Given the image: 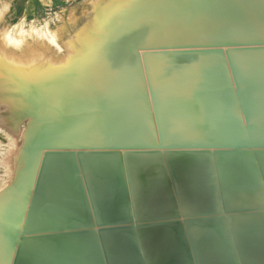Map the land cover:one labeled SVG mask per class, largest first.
Here are the masks:
<instances>
[{
  "label": "bare ground",
  "instance_id": "6f19581e",
  "mask_svg": "<svg viewBox=\"0 0 264 264\" xmlns=\"http://www.w3.org/2000/svg\"><path fill=\"white\" fill-rule=\"evenodd\" d=\"M104 5L103 13L111 12L107 18L116 11L112 38L100 43L102 35L97 42L90 33L84 43L69 45L59 62L49 56L32 66L5 64L9 75L25 67L23 76L42 91L9 186L12 164L0 165V264L12 263L23 226L26 235L89 232L24 239L14 264H102L96 241L104 264H113L115 236L165 224L184 227L185 250H193L191 231L199 226L196 264H210V226L245 235L224 214L232 204L226 201L229 185L213 151L231 145L264 149L253 144L264 141V82L258 83L264 78V8L259 0ZM130 65L136 72L118 77ZM121 80L124 91L117 87ZM116 87L120 94H113ZM56 117L63 118L58 127ZM137 151L150 154L123 156ZM171 152L184 154L170 158ZM227 170L242 180L245 168L228 164ZM183 204L193 216L182 217ZM148 209L154 221L141 220ZM230 242L244 264H259L260 241ZM211 264H222V257Z\"/></svg>",
  "mask_w": 264,
  "mask_h": 264
},
{
  "label": "rangeland",
  "instance_id": "374dc122",
  "mask_svg": "<svg viewBox=\"0 0 264 264\" xmlns=\"http://www.w3.org/2000/svg\"><path fill=\"white\" fill-rule=\"evenodd\" d=\"M0 1L3 4L0 6V165L3 164L6 167L4 164L6 161L12 164L9 168H13L14 171H9L10 176L8 174L5 178L7 180L6 186H9L13 182L14 175L19 167V152L23 147L30 121H32L30 119L31 113L35 112V97L42 90L35 86V80L23 76L26 71L25 67H23L24 70L22 68V71L21 68L15 69V71L12 70L9 75L8 71L5 70V64L10 61L17 64L18 60H21L26 66H32L34 60H47L49 56L59 58L55 61L59 62L60 59H65V56H67L69 45H76L75 47H77V45L84 43L85 36L88 37L90 33L91 36L89 37L95 35L97 42L102 38L99 40L100 43H102V40L106 41L112 38L109 35L110 30L115 29L118 21L113 18L116 11L109 18L107 17L111 12L107 16L103 13L104 4H111L116 0ZM133 1L130 0L131 3ZM259 1L264 8V0ZM92 21L93 23H91ZM100 35H102L101 38L98 37ZM103 36H105V39H103ZM45 48H50L53 52L48 53ZM28 52L29 54H27ZM35 57L37 58L34 59ZM133 58L132 55L131 60ZM124 67L119 69L120 75L118 72L116 73L118 77L132 71L136 72L133 68L134 65L132 67L131 65L128 66V69H124L125 71L122 70ZM120 70L124 74H121ZM120 82L121 84L125 83L123 80ZM261 82H264V78L258 80V83ZM245 83L242 82L241 84L244 85ZM250 83L253 82L247 84ZM121 84L117 87L124 91L126 84H124V87ZM117 87L116 91L112 90V92L114 91L113 94L121 93ZM139 102L142 101L139 100ZM100 111L99 116L103 115V112ZM61 116L63 117V115ZM56 118L59 119L52 120L54 123L57 124L61 120L63 122V118ZM58 125L60 124H57L56 127ZM215 134L216 129H213V132L209 134L212 139L211 143L213 141L211 136ZM253 144L261 147L264 146V141L253 140ZM0 171H3L1 167Z\"/></svg>",
  "mask_w": 264,
  "mask_h": 264
},
{
  "label": "water",
  "instance_id": "95a60500",
  "mask_svg": "<svg viewBox=\"0 0 264 264\" xmlns=\"http://www.w3.org/2000/svg\"><path fill=\"white\" fill-rule=\"evenodd\" d=\"M149 154L150 153L147 152L137 151L127 152L123 154V156L127 155L128 160H130V158H141ZM182 154L184 153L171 152L167 153V156L171 158ZM213 154L216 156V159H214L215 166L217 168L220 167L222 170V173H220L219 176L223 178L225 185H229L226 190V201L231 202L232 204L227 207L224 214L228 217V220L231 223H235L240 231L245 233L246 236L261 239L259 242V248L264 247V149L242 148L231 145L228 148L214 150ZM240 163L245 168V171H243L242 174V180H240L241 177L239 178L235 172H226L228 171V164L238 168ZM239 184H244V191H240ZM134 209L135 211L137 210L136 208ZM181 213L182 217L193 216L191 208H186L184 204L181 206ZM143 216L150 218L151 221L155 220L152 218L154 216V211L151 209H148L147 215ZM260 222L261 224L259 225V228H257V224ZM102 228L107 229L111 227L105 225ZM54 231L55 230L38 231L31 232L29 235H26L27 233H25L23 226L20 231V238L16 244L11 264L15 263L20 242L24 239H44L50 237L72 236L86 234L89 232L83 230L65 232ZM96 246L100 262L104 264L98 241H96Z\"/></svg>",
  "mask_w": 264,
  "mask_h": 264
},
{
  "label": "crops",
  "instance_id": "0c3cea01",
  "mask_svg": "<svg viewBox=\"0 0 264 264\" xmlns=\"http://www.w3.org/2000/svg\"><path fill=\"white\" fill-rule=\"evenodd\" d=\"M1 5L3 4L0 1ZM146 219L150 220V218L141 220ZM200 230L197 225L192 228L191 232L195 241L193 250H185L183 247L181 239L184 227L182 225L144 226L128 233H121L115 236L113 252L117 260L113 264H189V257H191L192 264H196V258L200 256V248L197 244ZM227 233H221L215 226L209 227V249L206 255L210 264L213 258L216 261L220 257H222V264H244L242 252L231 249L230 241L234 239L261 241L257 237L246 235L236 237L231 234V231ZM222 240H224V248L219 249ZM257 261L259 264H264V249L262 248L257 252Z\"/></svg>",
  "mask_w": 264,
  "mask_h": 264
}]
</instances>
